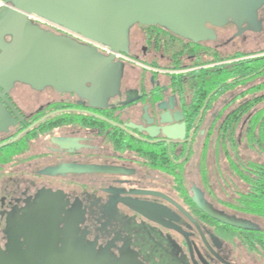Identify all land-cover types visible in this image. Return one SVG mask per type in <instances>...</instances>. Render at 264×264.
<instances>
[{"label": "flooded vegetation", "instance_id": "1", "mask_svg": "<svg viewBox=\"0 0 264 264\" xmlns=\"http://www.w3.org/2000/svg\"><path fill=\"white\" fill-rule=\"evenodd\" d=\"M219 4L198 28L134 22L110 42L28 17L93 47L99 70L7 93L0 261L264 264V223L246 207L264 150L237 134L245 116L236 144L225 133L264 81V0Z\"/></svg>", "mask_w": 264, "mask_h": 264}, {"label": "water", "instance_id": "2", "mask_svg": "<svg viewBox=\"0 0 264 264\" xmlns=\"http://www.w3.org/2000/svg\"><path fill=\"white\" fill-rule=\"evenodd\" d=\"M217 5L219 0H4L0 6V128L9 122L5 104L12 107L7 93L16 82L65 88L71 71L82 69V76L90 77L92 70H99L93 47L39 28L28 19L30 14L60 22L92 40L110 42L124 37L134 22L168 24L180 30L177 23L183 22L198 28L211 18L208 7ZM7 35L9 40L4 39ZM0 264L12 263L3 258Z\"/></svg>", "mask_w": 264, "mask_h": 264}, {"label": "trees", "instance_id": "3", "mask_svg": "<svg viewBox=\"0 0 264 264\" xmlns=\"http://www.w3.org/2000/svg\"><path fill=\"white\" fill-rule=\"evenodd\" d=\"M259 67V65L254 64L253 67L247 69L246 73L250 74L256 71ZM239 70L240 68L233 64V77L240 72ZM262 73L264 74V56ZM248 90L252 92L251 98L247 100V105L239 110L237 115L231 116V123L225 127V133L231 135L232 143L236 144L237 142L233 137L236 123L241 117L245 116L247 117V125L243 132L247 136V143L249 145L258 146V148L264 150V81L254 85ZM258 90H261V92L256 95L255 93ZM258 104H261V106L257 108L256 105ZM262 165V170L259 172V176L255 179L253 194L246 199V207L249 211H252L254 214L262 218L264 223V162Z\"/></svg>", "mask_w": 264, "mask_h": 264}, {"label": "rangeland", "instance_id": "4", "mask_svg": "<svg viewBox=\"0 0 264 264\" xmlns=\"http://www.w3.org/2000/svg\"><path fill=\"white\" fill-rule=\"evenodd\" d=\"M244 127H245V124H240L238 126L237 131H236L237 134L244 133L243 132L244 131ZM239 149L242 150V151H247V154L253 153L255 155V153L253 152L254 148H249V147L245 146V143L244 142L240 145Z\"/></svg>", "mask_w": 264, "mask_h": 264}, {"label": "built area", "instance_id": "5", "mask_svg": "<svg viewBox=\"0 0 264 264\" xmlns=\"http://www.w3.org/2000/svg\"><path fill=\"white\" fill-rule=\"evenodd\" d=\"M3 4H4V1L0 0V6L3 5ZM29 18L35 19V20H37L39 22H42V23L47 22V20L45 18H43L41 16H38V15H35V14H30Z\"/></svg>", "mask_w": 264, "mask_h": 264}]
</instances>
